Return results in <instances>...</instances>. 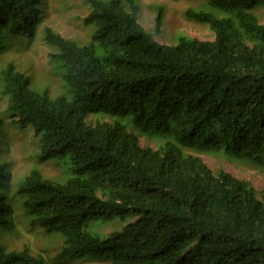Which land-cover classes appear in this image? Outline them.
Instances as JSON below:
<instances>
[{"label":"trees","instance_id":"1","mask_svg":"<svg viewBox=\"0 0 264 264\" xmlns=\"http://www.w3.org/2000/svg\"><path fill=\"white\" fill-rule=\"evenodd\" d=\"M82 2L85 44L43 27L45 0H0V57L8 39L32 42L41 29L64 89L51 98L13 64L0 71L7 110L59 172L21 180L30 225L62 240L63 264H264V203L197 156L264 174V22L254 14L264 0H207L185 17L213 40L173 46L138 24V0ZM2 126L0 117V144ZM11 182L0 162V231L10 229ZM0 264L46 262L0 244Z\"/></svg>","mask_w":264,"mask_h":264},{"label":"rangeland","instance_id":"2","mask_svg":"<svg viewBox=\"0 0 264 264\" xmlns=\"http://www.w3.org/2000/svg\"><path fill=\"white\" fill-rule=\"evenodd\" d=\"M47 14L43 27L50 28L64 39L85 44L89 41L90 30L83 25L88 9L82 0H45ZM106 1V0H102ZM139 12L136 21L162 45L173 46L180 36L210 42L213 33L206 25L188 20V10H207V0H138ZM206 6V7H205ZM260 23L264 22V7L254 12ZM159 17V23L157 18ZM6 53L0 57V71L9 63L16 71L30 79V88L34 91L46 90L51 98L64 93L58 65L52 62L53 48L43 40L42 30L32 42L8 39ZM0 117L3 120L0 144V162L6 163L11 172L12 182L9 200L12 206L10 229L0 231V244L8 251L26 250L35 258L43 259L46 264H63L56 260L62 247L58 236L44 234L37 227H32L18 206L16 190L21 180L31 170H37L43 177L56 180L57 169L50 162H41L36 138L30 127L21 128L17 118L7 110V99L1 93L0 79ZM107 121L101 118L87 119V123ZM141 148L157 149V144L139 137ZM214 173L224 171L238 180L249 182L258 198L264 203V174L247 164L232 162L221 157L197 155ZM20 183V184H19ZM90 264V263H74Z\"/></svg>","mask_w":264,"mask_h":264}]
</instances>
